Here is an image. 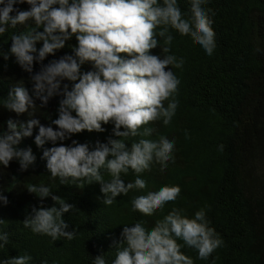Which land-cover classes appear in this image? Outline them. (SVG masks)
I'll return each mask as SVG.
<instances>
[{"label":"clouds","instance_id":"clouds-1","mask_svg":"<svg viewBox=\"0 0 264 264\" xmlns=\"http://www.w3.org/2000/svg\"><path fill=\"white\" fill-rule=\"evenodd\" d=\"M206 2L188 0L190 15H187L181 12L177 0H0V37L9 29L31 22L25 31L11 34L9 53L0 56L4 60L9 54L14 57L29 74L32 86L30 95L24 83L19 82L0 99V107L17 116L29 117L19 124L9 119L5 122L6 130H0V168L15 161L23 172L34 164L31 149L18 145L23 138L32 137L36 129L34 143L38 148L60 142L59 146L45 149L41 157L50 177L60 185L97 183L105 206L130 191L144 190L146 182L141 174L153 163L160 164L163 170L173 160L172 139L164 135L145 138L153 131L146 125L159 120L167 126L179 104L176 93L180 81L172 69L181 68L184 60L170 54L168 45L173 36L169 29L180 36L189 35L211 56L216 47L215 33L211 9L204 7ZM19 4H27L29 8H14ZM73 37L76 44L70 46L71 55L43 63L48 56L64 49ZM37 43H41L39 49ZM158 46L161 56L151 54ZM34 63L40 65L35 73ZM85 63L93 70L82 73L80 69ZM64 81L70 82L71 88ZM57 96L62 97L57 118L44 126L33 114L37 108L35 101L45 107ZM109 123L116 139L98 142L92 150L75 140L69 146L63 144L84 131L103 132L102 125ZM138 136L142 138L126 143ZM222 147L219 146L221 150ZM130 171L135 179L124 183L121 177ZM105 172L110 177L107 181ZM26 190L41 201L50 197L54 203L49 208H33L22 222L23 227L52 241L72 239L74 231H67L69 226L63 216L72 212L74 206L53 195L44 184H30ZM179 193L178 186H160L134 196L131 210L151 215L175 201ZM7 203V197L0 194V204ZM120 235L121 242L114 245L112 264H193L181 248H191L197 259L207 260L222 245L214 228L209 226L205 208L189 218L182 209L173 207L153 227L146 228L142 222L123 225ZM8 244V233L0 230V249ZM31 262L32 256L27 253L0 257V264ZM92 264H106L104 255L92 258Z\"/></svg>","mask_w":264,"mask_h":264},{"label":"trees","instance_id":"trees-1","mask_svg":"<svg viewBox=\"0 0 264 264\" xmlns=\"http://www.w3.org/2000/svg\"><path fill=\"white\" fill-rule=\"evenodd\" d=\"M177 3L182 13L190 15L188 0ZM204 7L212 13L214 52L206 55L189 35L180 36L169 29L173 36L168 45L170 54L184 60L181 68L172 69L180 81L176 93L179 104L167 126L159 120L146 125L153 131L145 138L164 135L174 141L173 160L167 168L162 170L160 164L153 163L141 174L146 182L144 190L130 191L105 206L101 203L99 184L60 185L50 177L42 153L60 142L38 148L34 143L37 130L33 129L32 137L23 138L18 147L31 149L34 164L23 172L15 161L7 168H0V194L8 200L6 206L0 204V220L4 221L0 230L9 236V244L0 249V257L27 253L32 256L31 264H92V258L104 255L106 264H112L116 254L114 245L121 242L123 225L142 222L151 228L156 220L176 207L189 218L205 208L209 226L222 240V245L207 260L197 259L191 248H181L193 264H264V0H207ZM14 8L27 10L29 5L19 4ZM29 26L31 22L9 29L0 37V53H9L12 33L25 31ZM75 44L73 37L64 49L48 56L43 63L71 55L70 46ZM36 47L39 49L41 43ZM151 54L161 56L160 47L152 49ZM39 68L34 63L33 73ZM92 70L88 63L80 69L82 73ZM19 82L24 83L31 95L29 74L10 54L7 60L0 56V99ZM63 83L71 88L70 82ZM61 98L53 97L45 107L35 101L37 108L33 114L42 125L49 126L57 118ZM9 119L19 124L29 117L17 116L0 107V130H6L5 122ZM102 127L103 132L84 131L63 144L69 146L75 140L92 150L98 142L116 139L111 123ZM140 138H129L126 143ZM103 176L106 181L110 179L106 172ZM121 178L128 183L135 175L130 171ZM30 184L49 186L53 195L74 206L72 212L63 216L69 226L67 231H74L72 239L52 241L23 227L22 222L33 208H49L54 203L50 197L41 201L29 193L26 187ZM163 185L179 187L175 201L151 215L131 210L134 196Z\"/></svg>","mask_w":264,"mask_h":264}]
</instances>
